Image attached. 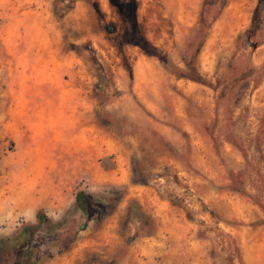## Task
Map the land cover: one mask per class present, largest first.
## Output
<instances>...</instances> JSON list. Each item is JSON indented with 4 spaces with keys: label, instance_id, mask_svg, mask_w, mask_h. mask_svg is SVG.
Segmentation results:
<instances>
[{
    "label": "rangeland",
    "instance_id": "obj_1",
    "mask_svg": "<svg viewBox=\"0 0 264 264\" xmlns=\"http://www.w3.org/2000/svg\"><path fill=\"white\" fill-rule=\"evenodd\" d=\"M3 182L41 264H264V0H0Z\"/></svg>",
    "mask_w": 264,
    "mask_h": 264
},
{
    "label": "trees",
    "instance_id": "obj_2",
    "mask_svg": "<svg viewBox=\"0 0 264 264\" xmlns=\"http://www.w3.org/2000/svg\"><path fill=\"white\" fill-rule=\"evenodd\" d=\"M250 31L247 30L246 34ZM88 195L84 191H78L74 197L73 207L87 214ZM60 221L48 219L43 212H38L35 223L25 222L19 230L10 237H0V258L10 251L20 252V264H41L42 258L37 254L35 247L32 245L33 239L41 227H57Z\"/></svg>",
    "mask_w": 264,
    "mask_h": 264
},
{
    "label": "crops",
    "instance_id": "obj_3",
    "mask_svg": "<svg viewBox=\"0 0 264 264\" xmlns=\"http://www.w3.org/2000/svg\"><path fill=\"white\" fill-rule=\"evenodd\" d=\"M55 125V122H53ZM7 188H10L11 191L10 194H8L5 198H0V207L3 209V212L5 213L4 216H13L17 210V208L24 207L28 205L29 207H32L37 203V199L35 196L31 194V192L25 191L24 195H19L18 199L16 197L17 193L23 192V191H17L19 187L16 185V188L12 187V184H6L3 182ZM16 184V183H14ZM22 187V186H20ZM16 202V203H15Z\"/></svg>",
    "mask_w": 264,
    "mask_h": 264
},
{
    "label": "bare ground",
    "instance_id": "obj_4",
    "mask_svg": "<svg viewBox=\"0 0 264 264\" xmlns=\"http://www.w3.org/2000/svg\"><path fill=\"white\" fill-rule=\"evenodd\" d=\"M42 32H43V31H42ZM59 59H60V58H59ZM45 64H46V63H45ZM47 70H48V69H47ZM41 71H42V70H41ZM47 73H48V72H47ZM51 73H52V72H51ZM57 75L60 77V75H59L58 73H57ZM48 77H49V76H48ZM48 77H47V78H48ZM43 79H44V77H43ZM43 79H42V80H43ZM56 81H57V80H56ZM54 83H55V82H54ZM49 86H50V85H49ZM52 86H53V85H52ZM45 87H46V86H45ZM47 89H48V87H47ZM48 90L50 91V89H48ZM54 90H56V89H54ZM54 92H55V91H54ZM54 92H53V93H54ZM43 93H44V92H43ZM49 93H50V92H49ZM55 93H56V92H55ZM44 94H45V93H44ZM58 94H59V93H58ZM51 95H52V93L50 94V96H51ZM55 95H56V94H55ZM55 95H54V96H55ZM48 98H50V97H48ZM14 117H15V116H14ZM16 117H17V116H16ZM19 125H20V124H19ZM11 126H12V125H11ZM11 128H12V127H11ZM22 128H23V127H22ZM24 128H25V127H24ZM26 128H27V127H26ZM27 129H28V128H27ZM23 131H25V130H23ZM26 131H27V130H26ZM15 133H16V132H15ZM22 157H23V156H22ZM24 159H25V158H24ZM32 183H33V182H32ZM15 203H16V202H15ZM24 207H25V206H24Z\"/></svg>",
    "mask_w": 264,
    "mask_h": 264
}]
</instances>
